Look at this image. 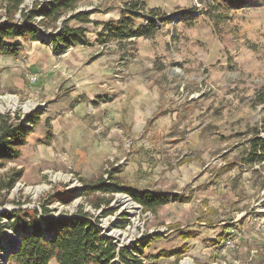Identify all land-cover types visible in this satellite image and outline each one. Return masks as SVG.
<instances>
[{
  "label": "rangeland",
  "instance_id": "rangeland-1",
  "mask_svg": "<svg viewBox=\"0 0 264 264\" xmlns=\"http://www.w3.org/2000/svg\"><path fill=\"white\" fill-rule=\"evenodd\" d=\"M48 1L23 0L20 8ZM127 1L78 0L76 11L106 21ZM139 1L172 18L152 38L97 45L101 26L83 23L87 43L65 50L51 47V28L40 27L39 40H7L19 49L0 53V115L36 114L40 122L21 156L0 167V178L23 169L10 191H0V212L40 215L44 206L59 217L82 205L117 245H145L143 264H264V160L249 158L252 139L264 140V4L229 9L214 26L216 0ZM181 12L194 15L192 26ZM13 21L22 22L19 12ZM142 83L150 97L137 102ZM97 181L170 201L144 211L125 192L84 194ZM99 197L109 204L95 209L89 200ZM16 239L7 232L2 248Z\"/></svg>",
  "mask_w": 264,
  "mask_h": 264
},
{
  "label": "trees",
  "instance_id": "trees-1",
  "mask_svg": "<svg viewBox=\"0 0 264 264\" xmlns=\"http://www.w3.org/2000/svg\"><path fill=\"white\" fill-rule=\"evenodd\" d=\"M264 4V0H256ZM7 21L0 24V53L15 54L19 46L12 47L8 39L23 37L29 40H39V29L51 28L49 42L56 50H65L77 43H87L84 26H70V21L93 23L101 26L96 32L95 41L101 45L109 41L123 42L139 37L152 38L163 22L172 18L162 13L157 7L148 8L139 0H129L121 8L117 19L94 21L86 11H76L78 0H49L41 7L29 10L20 8L23 0H3ZM251 0H216L209 11L214 26L228 18L229 9L250 6ZM20 13L21 23L13 21L14 14ZM184 12V11H183ZM181 17L188 26H192L194 15L181 12ZM67 15V16H66ZM66 16V17H64ZM39 18L35 23L34 20ZM40 122L38 115L27 114L22 118L0 115V167L6 162L21 156L22 147L27 143V137ZM47 137L51 135V125L47 123ZM252 155L250 160H264V140L254 137L250 143ZM22 168H11L0 178V191H10L21 178ZM99 193L102 195L125 192L139 204L144 211H155L170 199L154 190L135 191L131 187L122 186L117 182L96 183L85 185L84 194ZM63 199V198H62ZM172 200H185L173 195ZM90 205L98 209L109 204L104 197L96 201L89 200ZM45 204H48L47 202ZM39 215L35 209L32 213L20 210H4L0 212V256L6 258L5 264H49L53 259L57 264H143L140 256L144 254L145 245L141 242L129 246H119L115 241L102 233L99 218L82 208L71 215L52 217L50 210L42 206ZM110 209L104 210V215L110 214ZM17 236L16 242L3 249L1 243L7 236V231ZM10 247V249H8ZM176 252L160 253L158 257H171Z\"/></svg>",
  "mask_w": 264,
  "mask_h": 264
},
{
  "label": "crops",
  "instance_id": "crops-1",
  "mask_svg": "<svg viewBox=\"0 0 264 264\" xmlns=\"http://www.w3.org/2000/svg\"><path fill=\"white\" fill-rule=\"evenodd\" d=\"M119 12H120V11H119ZM118 17H119V14H118V16L115 17V19H117ZM77 26H83V25L81 24V25H77ZM99 29H100V28H99ZM99 29H98V30H99ZM154 36H155V35H154ZM154 36H153V37H154ZM139 38H140V37H139ZM95 39H96V37H95ZM130 40H132V39H130ZM95 42H96V41H95ZM88 43H89V42H88ZM96 44L98 45L99 43L96 42ZM110 83H111V82H110ZM145 85H146V84H143V83H142V88H141V85H140L139 87H137V88H138V93L135 95V98H134L135 101L138 102L139 99H142V98L144 99V98H146V97L149 96V95L147 94V85H146V86H145ZM114 88H115V85H114L113 83H111V84H110V87H108V90H109V93H108V94H109V95H108V96H109V102H111V101L114 99V96H116V94H117V93L115 92V89H114ZM122 94H123V93H122ZM149 97H150V96H149ZM151 97H152V95H151ZM157 100H158V98H157ZM157 100H156V101H157ZM150 101H151V98H150ZM141 103H143V102H141ZM153 103H154V104H158V102H153ZM153 103H152V104H153ZM154 104H153V105H154ZM163 105H164V104H163ZM154 106H155V105H154ZM164 107H165V106H164ZM156 108H157V107H155L154 110H156ZM152 111H153V110H152ZM139 112H140L141 114H144V116H146V115H145L146 111L142 112L141 110H139ZM168 113H169V112H168ZM52 262L56 263V261L52 259V260L50 261L49 264H51ZM56 264H57V263H56Z\"/></svg>",
  "mask_w": 264,
  "mask_h": 264
},
{
  "label": "built area",
  "instance_id": "built-area-1",
  "mask_svg": "<svg viewBox=\"0 0 264 264\" xmlns=\"http://www.w3.org/2000/svg\"><path fill=\"white\" fill-rule=\"evenodd\" d=\"M35 80H36V77H35V76H32V77L30 78V81H31L32 83L35 82ZM7 232H9L11 235H13V236H15V237L17 238V236L14 235V234H12V232H11L10 230L7 231ZM227 243H228V244H231V240L228 239V240H227Z\"/></svg>",
  "mask_w": 264,
  "mask_h": 264
},
{
  "label": "water",
  "instance_id": "water-1",
  "mask_svg": "<svg viewBox=\"0 0 264 264\" xmlns=\"http://www.w3.org/2000/svg\"><path fill=\"white\" fill-rule=\"evenodd\" d=\"M6 262V258H4V263Z\"/></svg>",
  "mask_w": 264,
  "mask_h": 264
},
{
  "label": "bare ground",
  "instance_id": "bare-ground-1",
  "mask_svg": "<svg viewBox=\"0 0 264 264\" xmlns=\"http://www.w3.org/2000/svg\"><path fill=\"white\" fill-rule=\"evenodd\" d=\"M8 249H10V248H8Z\"/></svg>",
  "mask_w": 264,
  "mask_h": 264
}]
</instances>
